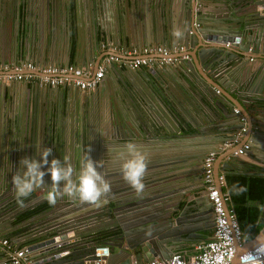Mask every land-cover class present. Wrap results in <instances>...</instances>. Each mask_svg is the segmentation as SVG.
Segmentation results:
<instances>
[{
    "label": "water",
    "instance_id": "water-1",
    "mask_svg": "<svg viewBox=\"0 0 264 264\" xmlns=\"http://www.w3.org/2000/svg\"><path fill=\"white\" fill-rule=\"evenodd\" d=\"M34 1L40 8L37 9L38 6L31 7V14L35 13V16L41 15V17L45 15V19L47 18L52 22L54 17L59 18L61 15L58 22L69 31V49L72 52L75 50L77 55L81 57L79 52L81 44L79 20L82 5H84L82 0H69L65 4L62 1L45 0L43 5L41 0ZM181 1L182 5H189V11L185 13V17L181 16L174 7H170L168 17L165 18L167 20L166 28L158 30L149 41L144 35L143 44L162 43L167 46L172 45L171 48L183 45L187 49L190 58L181 60V63L185 64L190 75L202 78L203 92L215 104L214 109L204 103L203 107L204 109L206 107L205 110H208V115L214 119L206 120L204 110L201 108L194 109L192 113L191 110L187 111L182 107L184 110L182 111L175 105L173 108L164 102L162 100L164 94L161 77L166 74L167 66H161L163 69L158 66L149 67V71L143 74L149 79L151 78L148 73L152 75L149 88L156 94L154 96L158 102L156 107L151 106L154 107V114H165L166 116L170 114L180 125L178 129L172 130L167 124H160L162 132H156L151 125L147 124L152 137L158 139V142H161L159 144H163L162 147L165 146L166 149L170 150L168 156H159L150 164L151 167L157 166L165 170V175H162L164 171L161 169L157 171L158 177L149 174L147 184H151L155 188L147 193L149 190L145 189L151 187H145L147 185L145 181L148 179L146 177L144 180L145 173L142 172L146 169L144 166L146 163L138 161V167H127L125 171L115 172V166L112 167L115 163L111 154L112 148L108 147L109 143H106L108 141L104 142L105 145L102 143L103 137L101 136V143L97 144V150L106 153V160L110 159L111 161H104L106 165L104 169L102 168L103 170H94L97 164L96 160L87 161L85 164L83 157L74 158L70 169L78 179L80 178L79 183L73 182L75 192L72 193L74 197L70 194V197L67 198L68 203L62 204L58 200L56 201V186L49 191L46 189L42 191L38 179L35 177V174L38 175V170L40 171L42 168L41 166L52 170L55 162L59 161L58 159L56 161L50 160V158L43 160L42 147L39 146L38 141V136L43 135L46 141L43 148L46 149L47 154H49L50 148H54V145L60 141L59 117L61 109L57 102L55 120L49 112V114L44 115V124L38 126L32 122L30 126H25L23 123V127L19 126L17 129L19 137L17 138L13 133V138H16L8 140L10 144L1 154L2 157L0 156V236L10 234L11 241L17 247H19L18 238L21 236L26 238V243L39 239L28 246L33 252L36 249L44 252V256L47 257L44 260L45 264H84L86 259L93 258L96 247V245L87 246V241L94 239L102 231L113 235L109 242L105 243L110 248V259L121 258L117 264H129L132 258L140 262L155 257L168 259L176 252L181 235L186 234L187 237L192 238L194 236L192 232L203 229L200 226L197 228L191 225L183 226V224L192 219L195 222L202 219H212L211 203L205 194L204 184L194 187L193 199L180 209L179 203L186 200L190 193L188 190L181 192L185 186L182 185V182L192 180L190 173L181 170L184 165L194 168L193 166L197 165L207 152L216 149L217 143L221 145L223 141L232 139L234 134L244 128L240 139L218 154L214 162L215 178L220 174V171L233 167L236 162L239 164L248 163L264 169V155H262L264 151V0ZM90 2H92L96 12L98 8H104L102 0H89ZM11 3L12 0H7L2 5L9 9ZM55 4L60 7V12H64L60 13ZM210 5H213V8L211 6L209 10H205ZM96 12L93 19V33L94 36H99L98 32L103 31V24L98 20V16L100 18L101 14ZM112 13L113 10H111ZM26 20L29 21L28 18ZM194 23L197 26L193 27L192 30L191 27ZM189 30L192 32L187 35L186 32ZM118 33L112 35V41L115 44L114 36L117 37ZM118 40L128 42L125 41L124 31L121 30ZM259 46L262 47L259 48ZM252 55H255V58L249 60ZM69 58L70 56L67 57L68 62L66 64H70L69 61L73 57ZM88 58L91 59V57L86 56L84 63H91L90 60L87 61ZM100 59L94 62L92 69L89 65L82 68L94 73L98 68ZM4 60L2 63L26 62L16 59ZM232 62H236V66L234 65V68L230 69L229 66ZM199 66L206 71V76ZM21 83H23V88L32 93L41 87L36 83ZM99 85L90 91L98 95L99 90L102 91ZM75 90L78 91L79 89L75 87ZM151 91L149 94L152 93ZM79 92L82 91L79 90ZM142 100L145 104H151L146 97H142ZM69 103V100L65 99L62 105L63 109L68 107ZM75 104L74 102L73 108L76 107ZM88 104L89 102H87V106ZM134 104L136 110L142 105V103L140 106L138 103ZM95 105L94 102L93 106ZM234 108L238 109V113H234ZM84 109L87 110L88 108ZM139 111L140 116L147 117L142 109ZM202 116L204 117L201 120L203 124H199V118ZM241 117L244 118L243 121ZM124 118L126 121H131L130 116L124 115ZM204 123L207 125L204 126ZM82 124L83 127H80V132L78 130L77 134L80 144H77L74 149H77L79 153L83 149L86 153L89 151L87 138L93 132L94 124L90 119ZM112 136L116 137L118 143L131 141L122 133ZM132 136L129 134L130 138ZM138 136H141V132ZM246 142H249V149L243 154H234V151ZM227 158L229 159L227 160ZM65 162H63L64 166ZM2 165L7 171L13 167L14 170L10 176L7 177L1 172ZM109 165L115 169L108 170L111 168ZM178 170L180 171L178 172ZM85 177L90 180L87 182L84 180ZM151 178L152 180H150ZM5 179L6 182H4ZM24 179H26V183L22 184ZM193 179L194 182L198 181L197 177ZM84 181L88 184L86 185ZM11 185L14 186V189L11 194L9 193L10 196L4 198L7 199L8 204L5 202L3 206L2 195L11 190ZM166 185H171V188L161 189ZM216 185L222 192L217 180ZM63 193L67 194L66 189ZM30 196L33 200H38V203L30 204V207L41 205L39 214L34 213L32 215H35L37 220L45 219L46 221L39 228L24 231L21 236L18 235L16 238L14 231L18 228L21 229L22 226L12 227L11 219L21 213L23 214L28 209L25 204ZM58 199L60 200L61 196ZM157 202L160 205L163 203L172 205L170 209H162V211L156 212L153 210V206ZM21 206L24 207L20 208ZM7 208L10 210H6ZM15 209L19 211H14ZM11 211L13 212L10 213ZM25 221L26 219L23 220V222ZM211 221L214 225L213 219ZM192 227L195 228V231L192 230ZM263 238L264 226L255 237L248 241L244 248L237 250L234 262L237 261L240 252L257 245ZM82 239L83 241H81ZM1 256L3 257V253H0V258Z\"/></svg>",
    "mask_w": 264,
    "mask_h": 264
},
{
    "label": "crops",
    "instance_id": "crops-1",
    "mask_svg": "<svg viewBox=\"0 0 264 264\" xmlns=\"http://www.w3.org/2000/svg\"><path fill=\"white\" fill-rule=\"evenodd\" d=\"M6 1L7 0H0V6ZM82 2L84 3V5H82L83 8L82 11H80L79 20V33L81 37L79 52L81 54V57L80 55H77L78 53L75 52V50L74 52H72L69 49V31L64 28L60 22H58L61 15H59V18H57V16L54 17V21L52 22L47 18L45 19V15H42V17L41 15L35 16L34 13L31 14V17H28L29 21H27V16L26 19L25 17L24 19L23 17L19 19V14L17 15L14 12H10L9 9H6L5 5H2L0 7V63H2V61H5L4 59H16L24 60L26 62H34L40 65L66 64L68 62L67 57L70 56V58L73 57L69 61L71 64H74L81 68L88 67L89 65L92 69V66L96 60L100 58L102 59L105 54L107 55V53H104L101 49H99L102 42H109L112 45L116 46L119 50L130 48L132 46H145V44H143L144 35L148 38L149 41L150 38H153V34H155L158 30H164L166 28L165 26L167 20L165 18L168 17V10L170 9V7H174L176 10H178L179 14L183 17H185V13L189 11V5H186L184 3V5H182L181 0H102L103 7L108 10H105L104 8H98L97 12L101 15L100 18L98 15L97 16L98 20L103 24V31L98 32L99 36H94L93 19L95 17L96 11L94 9V6H92V2L89 3V0H82ZM57 5L58 4H55V6L58 7V11L60 12V7ZM211 6L213 8V5H210L205 8V10H209ZM111 10H113L112 14ZM63 12L64 11L60 13ZM194 24L191 27L192 30L193 27H196L194 26ZM121 30L124 31L125 41L128 42L118 40ZM115 33H118L117 37L114 36V41H116V44L112 41V35H115ZM186 34L189 35V31H187ZM169 47H172V45H169ZM181 47H183V53L187 54V49L183 45ZM261 47L262 46H259V48ZM116 53L118 54V51H116ZM86 56L91 57V59H87V61L90 60L91 63H84V58ZM234 65L236 66V62H232L229 68L233 69ZM158 67L160 69H163L161 68V66ZM200 69L206 76V71L203 70L202 67H200ZM148 71V66H143L140 69H131L128 67H121L117 63H114L110 65V67L105 72L99 85L102 91L99 90L98 95L93 94V91H87L86 93L79 92V90H75V87L72 85L61 86L58 88L41 86L35 89V93H32L31 91L22 87L23 83L12 82L8 85L0 84V156L7 149L8 144H10L8 140L16 138H13L14 135L17 136V138L19 137V132H17V129L19 128V126L21 127L23 123H25V126H30L32 122L33 124L38 126L44 124V115L49 114V112L52 114L53 120H55L57 116L56 103L58 102L61 109L59 124L63 125V129L66 130L65 134L68 136V138L77 121L78 123H83L90 119V121L94 124V129L93 132H91V135L93 138H95L96 143H101L100 141L103 137L102 143L108 141L106 142L109 143L108 147L112 148L111 154L115 162L112 167L115 166V172L125 171V168L127 167H138L137 162L144 161L146 163L144 165L146 169H144L142 172L145 173L144 180H146V177L148 179V181H145L146 184L149 182V174H152L153 177H158L157 171L161 169V171H164L162 175H165V170L157 166L151 167L150 164L152 161L159 158V156H168L170 154V150L166 149L165 146L162 147L163 144L160 145L159 143L161 142H158V139H154L152 137L153 135L148 129L149 127L147 126V124L151 125L152 129H155L156 132H162L160 124H167L168 127L172 130L178 129L180 125L170 114H167L168 116H166L165 114H154V107L151 106L156 107V104H158V102H156L157 100L154 96L155 93H153L149 88V82L150 80H152V75L148 73L149 77L151 78L149 79L143 74ZM194 76L195 75L192 76L188 73L185 64L181 63V61L177 62L175 65H171V67L167 66L166 74L161 77V82L163 84L162 91L164 94L162 100L171 105L173 108L175 105L179 110L182 111H184L182 107L187 111L191 110L192 113L194 112V109L201 108L202 110H204L206 120L211 121L214 118L208 115V110H205L206 107L204 109L203 103L209 105L212 109L215 108V104L204 94L201 85L203 83L202 78L199 76ZM150 91L153 94H149ZM142 97H146V99L150 101L151 104H145L142 100ZM65 99L69 100V106L71 107L75 102L76 107H72L64 115L62 113V105L64 104ZM87 102L91 104H88L87 106ZM94 102L96 103L95 106H93ZM134 103H138L139 106L142 103V105L138 108V110H136V105ZM80 105L83 109L88 108L87 110L84 109L85 111L81 109V115H79V113L77 112V108ZM139 109H142V111L146 113L147 117H143L142 115L140 116ZM124 115L130 116L131 121H126ZM78 116L80 117L81 121L77 119ZM203 118V116L199 118V124H203L201 123V120H203ZM206 125L207 124L204 123V126ZM242 129L241 131L244 132V130ZM140 132L141 136H138ZM243 132L241 133L242 135ZM117 133H122L123 136L127 137V139H131V141L118 143L116 137L112 136L113 134ZM129 134L133 135L132 138L129 137ZM235 135L236 134H234L233 136ZM144 136L148 137L144 138ZM38 137L39 146L43 148V145L46 144L45 138L43 135H39ZM246 143L248 144L249 142ZM98 145L91 149H89L88 147V154H91L93 152V154L97 156V164L94 170H100L102 168L104 169L106 165L104 161H111L109 158V160H106V153H103L101 150H97ZM219 146V143H217L215 150H217ZM262 155H264V151L262 152ZM203 158L204 157H202V160ZM228 159L229 158H227V160ZM202 160L197 163V165L193 166L194 168L184 165L181 169L184 172L190 173L192 180L188 182H182V185L185 186L184 188H182L183 190L181 192H187L188 190L190 191V193L188 194L186 200H183L179 203L180 209H182L187 202L193 199L195 193L193 191L194 187L202 186L204 184L201 177ZM87 161L90 162L88 159ZM109 166L111 167V165ZM112 167L108 168V170L115 169H113ZM13 170V167H10V170L8 171L4 166L3 168H1V172L4 173V175L7 177L11 175L10 173H12ZM179 171L180 170H178V172ZM220 173H223V171H220ZM196 177L198 178V181L196 180L194 182L193 178ZM150 180H152V178ZM4 182H6V179L4 180ZM23 182L24 180L22 181V184H24ZM145 187H151L149 189H145L149 190L147 191V193L153 191L152 188H155L151 184H147L145 185ZM10 188V191H7L2 195L3 199L10 196L9 193H12L14 186L11 185ZM163 188H171V185L163 186L161 189ZM224 188L225 187H223L222 189L224 190ZM28 198L30 199L25 204L28 206V209H26L25 211L26 213L23 212V214L21 213L20 215L11 219V222L13 224L12 227L22 226L21 229L18 228L14 231L16 233V238L18 235L21 236L24 231L39 228L46 221L45 219H35V215L32 214L40 212L41 205L30 207V204L38 203V200H33L31 196ZM6 201L7 199H4V201L2 202L3 206ZM6 204L8 203L6 202ZM171 205L172 204L168 205V203H163L160 205L157 202L156 204H154L153 210L157 212L159 210L162 211V209H170ZM227 205L231 206L230 201L227 202ZM22 207L24 206H21L20 208ZM6 210H10V208H7ZM14 211L19 210L15 209ZM12 212L13 211H11L10 213ZM25 219L26 221L23 222V220ZM212 219H202L199 222H195L192 219L183 224V226L191 225L193 227L196 226L197 228L200 226V228L203 229H200L198 232H192L194 235L192 238L187 237L186 234L181 235V238H179V241L177 243L176 252L182 253L185 257H190L191 255H193L196 251L195 246L197 244L208 241L212 237L214 226L211 221ZM193 227L192 230L195 229ZM10 236V234H5L3 236H0V238L8 239L13 247H17V245L13 241H11ZM112 236V233H104L102 231L98 234L97 237L87 241L86 245H96V247H109L105 242H109ZM25 239L26 238L23 236L18 238L19 246H28L29 244L39 240L37 239L26 243ZM81 241H83V239ZM0 253H3V257L1 256L0 258V264H3L2 262L7 256V251L0 249ZM32 253L35 258H41L43 260L47 258L44 256V252L42 250L40 251L39 249H36L34 250V252L32 251ZM87 260L90 259H86L84 261V264H86L85 262ZM106 260L107 264H117L120 262L121 258L115 257L114 259H110L108 256ZM133 260L134 258H132L130 262Z\"/></svg>",
    "mask_w": 264,
    "mask_h": 264
},
{
    "label": "built area",
    "instance_id": "built-area-1",
    "mask_svg": "<svg viewBox=\"0 0 264 264\" xmlns=\"http://www.w3.org/2000/svg\"><path fill=\"white\" fill-rule=\"evenodd\" d=\"M191 32L189 30V33ZM99 49L107 55L103 56L94 73L71 63L40 65L34 62L15 64L4 62L0 63V84L30 82L47 87L72 85L85 92L96 88L107 69L114 63L121 67L140 69L143 66H171L181 60L189 59V56L183 53V47L171 48L164 44L132 46L119 50L109 42H102ZM254 58L255 55H252L249 60ZM234 113H238L236 108H234ZM242 132H238L232 139L223 142L217 150L207 152L202 160L201 177L205 194L211 203L214 221L212 237L208 241L197 244L195 253L190 257L175 252L168 259L155 257L144 262L134 259L129 264H264V238L257 245L240 252L237 261L234 262L237 250L244 248L250 239L247 233L241 231L234 209L227 205L228 193L223 189L221 192L216 185L217 180L221 188L225 187L223 173H220L217 178L214 175V162L218 153L237 142ZM248 149L249 143H245L235 150L234 154H243ZM0 249L7 251L3 264H45L43 259L33 256L27 245L13 247L8 239L0 238ZM108 256L107 246L95 247L93 258L85 263L107 264Z\"/></svg>",
    "mask_w": 264,
    "mask_h": 264
},
{
    "label": "flooded vegetation",
    "instance_id": "flooded-vegetation-1",
    "mask_svg": "<svg viewBox=\"0 0 264 264\" xmlns=\"http://www.w3.org/2000/svg\"><path fill=\"white\" fill-rule=\"evenodd\" d=\"M59 2H63L64 4L67 3L68 0H57ZM45 2V0H41V4L43 5ZM37 3L34 0H12L11 5L9 6V11L10 12H14L17 15L19 14L18 18L20 19L21 17H31V12H30V8H35L37 7ZM40 8V6L37 7V9ZM42 8V7H41ZM19 21V20H18ZM55 88V87H53ZM72 107L68 106L66 108H64L62 110V113L65 115ZM81 109H83L82 107L78 106L77 108V112L79 113V115H81ZM84 110V109H83ZM75 111V110H74ZM75 113V114H78ZM78 120H80V117L78 116L77 118ZM81 121V120H80ZM86 122V121H85ZM84 123V122H83ZM80 127H83L82 122L78 123V121L76 122V124L74 125V129L70 132V136L68 138V136L65 134L66 130L63 129V125H60V131H61V136L59 138L60 141H58L54 146V148H50L49 154L46 153V149L42 148L41 149V155L43 157V160L46 158H50V160H54L56 161L57 159L59 161L55 162L52 170L51 169H45V167L43 168V166H41L42 168H40V171L38 170V175L35 174V177L38 179V184L39 187L42 191L46 190H50L51 188H54L56 186L57 192H56V201L58 200V202L60 203H68L67 202V198L70 197V194L74 197V194L72 192H75L74 190V183L78 184L79 183V179L75 176L74 172H71L70 166L71 163L73 161L74 158L81 156V158H84V162L87 163V159L89 161H94L96 160L97 156H95L93 154V152L89 155L88 152H84V150H80V153L77 151V149H74V147L77 146V144H80V140L79 137L77 138V134H78V130L80 132ZM73 132V133H72ZM81 139V137H80ZM88 141V147L89 149L95 147L97 145L95 138L92 137V135L90 134L87 138ZM39 153V152H38ZM41 157V158H42ZM91 159V160H90ZM65 162V166L63 164V162ZM243 163V162H242ZM239 164L236 162V164L238 166H242L244 167L243 164ZM96 167V166H95ZM257 167V166H256ZM258 169L264 171V169H262V167H257ZM86 178V177H85ZM84 180H86L87 182L90 180L89 178H86ZM23 181V180H22ZM82 181V178H81ZM80 181V182H81ZM84 181V183L87 185L88 183ZM24 184L26 183V179H24ZM64 189H66L67 194L63 193ZM88 194V192H87ZM61 199L59 200L58 198Z\"/></svg>",
    "mask_w": 264,
    "mask_h": 264
},
{
    "label": "trees",
    "instance_id": "trees-1",
    "mask_svg": "<svg viewBox=\"0 0 264 264\" xmlns=\"http://www.w3.org/2000/svg\"><path fill=\"white\" fill-rule=\"evenodd\" d=\"M223 171L224 191L229 195L240 229L255 237L264 226V171L248 163Z\"/></svg>",
    "mask_w": 264,
    "mask_h": 264
},
{
    "label": "bare ground",
    "instance_id": "bare-ground-1",
    "mask_svg": "<svg viewBox=\"0 0 264 264\" xmlns=\"http://www.w3.org/2000/svg\"><path fill=\"white\" fill-rule=\"evenodd\" d=\"M108 251H109V254H110V249H109V247H108Z\"/></svg>",
    "mask_w": 264,
    "mask_h": 264
}]
</instances>
